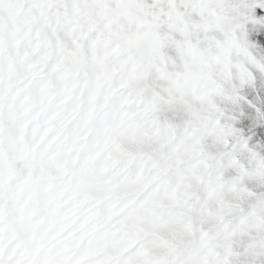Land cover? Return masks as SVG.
<instances>
[{
	"label": "snow or ice",
	"instance_id": "snow-or-ice-1",
	"mask_svg": "<svg viewBox=\"0 0 264 264\" xmlns=\"http://www.w3.org/2000/svg\"><path fill=\"white\" fill-rule=\"evenodd\" d=\"M0 264H264V0H0Z\"/></svg>",
	"mask_w": 264,
	"mask_h": 264
}]
</instances>
